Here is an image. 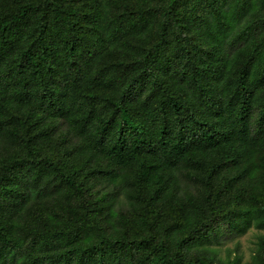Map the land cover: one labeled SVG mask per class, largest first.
Returning a JSON list of instances; mask_svg holds the SVG:
<instances>
[{"label":"trees","instance_id":"obj_1","mask_svg":"<svg viewBox=\"0 0 264 264\" xmlns=\"http://www.w3.org/2000/svg\"><path fill=\"white\" fill-rule=\"evenodd\" d=\"M0 264H264V0H0Z\"/></svg>","mask_w":264,"mask_h":264},{"label":"rangeland","instance_id":"obj_2","mask_svg":"<svg viewBox=\"0 0 264 264\" xmlns=\"http://www.w3.org/2000/svg\"><path fill=\"white\" fill-rule=\"evenodd\" d=\"M262 233L251 227L243 233L231 235L229 229H224L221 243L211 246L212 255L222 261L241 258L242 263H249L259 248Z\"/></svg>","mask_w":264,"mask_h":264}]
</instances>
